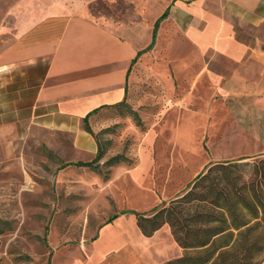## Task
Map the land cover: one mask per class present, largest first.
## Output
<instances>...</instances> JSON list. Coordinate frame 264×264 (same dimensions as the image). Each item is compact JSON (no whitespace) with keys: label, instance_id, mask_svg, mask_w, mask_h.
Masks as SVG:
<instances>
[{"label":"crops","instance_id":"1","mask_svg":"<svg viewBox=\"0 0 264 264\" xmlns=\"http://www.w3.org/2000/svg\"><path fill=\"white\" fill-rule=\"evenodd\" d=\"M150 4L159 10L149 23ZM140 6L142 20L115 23L92 18L85 5L46 7L37 0V8L6 27L0 47L1 145L21 138L71 161L89 159L99 149L84 127L90 112L127 100L144 70L164 87L171 102L144 136L139 164L111 183L122 207L117 213L153 208L175 190L172 174L181 171L188 186L211 162L198 155L207 114L213 122H227L229 115L213 113L216 106L228 108L215 98L224 92L223 75L211 68L209 54L249 61L264 74V0H151ZM235 23L255 28L254 37L239 39ZM101 112L90 117L93 130ZM156 140L154 162L150 146ZM181 249L169 224L147 236L136 215L124 213L101 224L86 255L69 264H164Z\"/></svg>","mask_w":264,"mask_h":264},{"label":"rangeland","instance_id":"2","mask_svg":"<svg viewBox=\"0 0 264 264\" xmlns=\"http://www.w3.org/2000/svg\"><path fill=\"white\" fill-rule=\"evenodd\" d=\"M59 1L71 7L85 5L92 18L117 23L142 20L144 13L140 3L151 0H40V3L50 7ZM29 8H37V0H0V47L7 40L6 27L15 25ZM146 8L145 22L150 23L159 6L150 4ZM235 29L238 38L245 41L256 33L255 28L237 23ZM207 59L211 68L223 75L224 92L215 98H222L228 108L223 111L216 106L213 113L229 115V118L227 122L224 119L213 122V116L207 114V118L210 117L207 135L201 139L198 155L203 154L212 162L243 159L253 163L264 158V74L261 68L249 61L236 63L214 53ZM149 75L144 70L141 80L127 97L144 125H138L127 111H106L94 128L104 156L99 161L94 160L97 154L78 160H94L102 172L75 165L77 161L59 157L46 146L29 144L21 138H11L15 140L13 144H0V264H69L86 255L99 226L122 209L113 194L112 181L121 172L139 164L144 136L152 124L162 118L171 102L164 87ZM157 144L156 140L150 146L154 162H157ZM119 153L130 157L133 163L105 165L110 157ZM259 179L262 177L243 175L239 183L252 180L259 183ZM156 180L155 190L159 191L160 181ZM187 181L181 171L172 174L170 186L175 190L169 191L164 200L175 198L178 190L187 186ZM182 253L183 249L179 255Z\"/></svg>","mask_w":264,"mask_h":264},{"label":"trees","instance_id":"3","mask_svg":"<svg viewBox=\"0 0 264 264\" xmlns=\"http://www.w3.org/2000/svg\"><path fill=\"white\" fill-rule=\"evenodd\" d=\"M167 15L165 12L156 22L152 47L158 24ZM148 49V48H147ZM145 49V50H147ZM141 51L139 55L144 52ZM127 111L138 125L143 121L131 108L128 100L95 109L84 118V127L95 133L90 117L98 111ZM101 112V113H102ZM97 140V138H96ZM98 142L95 161L104 156ZM77 161L78 166H87L102 172L95 161ZM120 162L133 163L123 153L110 157L108 167ZM261 176L259 183L250 181L240 184L242 176ZM108 178V172H105ZM264 158L249 161L229 160L210 162L187 188L170 201H163L147 211L123 210L115 213L109 221L120 214L132 213L147 236L163 225L169 224L175 240L183 249L181 256L164 264H262L264 261ZM263 185V186H262Z\"/></svg>","mask_w":264,"mask_h":264}]
</instances>
